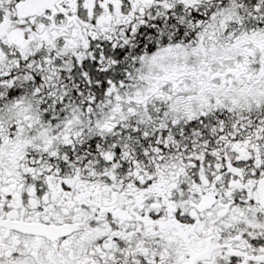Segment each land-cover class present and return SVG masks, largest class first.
Returning <instances> with one entry per match:
<instances>
[{"label":"snow or ice","instance_id":"obj_1","mask_svg":"<svg viewBox=\"0 0 264 264\" xmlns=\"http://www.w3.org/2000/svg\"><path fill=\"white\" fill-rule=\"evenodd\" d=\"M0 264H264V0H0Z\"/></svg>","mask_w":264,"mask_h":264}]
</instances>
